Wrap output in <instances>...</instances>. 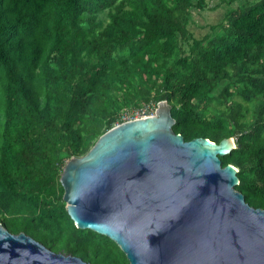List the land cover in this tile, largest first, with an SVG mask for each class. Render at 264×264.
Returning a JSON list of instances; mask_svg holds the SVG:
<instances>
[{
  "label": "trees",
  "instance_id": "1",
  "mask_svg": "<svg viewBox=\"0 0 264 264\" xmlns=\"http://www.w3.org/2000/svg\"><path fill=\"white\" fill-rule=\"evenodd\" d=\"M222 4L218 29L197 38L193 10L209 0H0L5 227L93 264H131L109 236L76 226L60 177L125 112L162 100L186 140L235 138L222 164L264 208V0Z\"/></svg>",
  "mask_w": 264,
  "mask_h": 264
},
{
  "label": "water",
  "instance_id": "2",
  "mask_svg": "<svg viewBox=\"0 0 264 264\" xmlns=\"http://www.w3.org/2000/svg\"><path fill=\"white\" fill-rule=\"evenodd\" d=\"M171 106L116 124L64 165L76 226L109 236L131 264H264V208L236 189L221 156L237 147L175 132ZM0 264H93L0 222Z\"/></svg>",
  "mask_w": 264,
  "mask_h": 264
},
{
  "label": "rangeland",
  "instance_id": "3",
  "mask_svg": "<svg viewBox=\"0 0 264 264\" xmlns=\"http://www.w3.org/2000/svg\"><path fill=\"white\" fill-rule=\"evenodd\" d=\"M217 3L218 0H209V6L206 8L193 10L189 27L195 37L201 38L205 34L217 30L219 24L224 20L228 6L226 4L217 6Z\"/></svg>",
  "mask_w": 264,
  "mask_h": 264
},
{
  "label": "built area",
  "instance_id": "4",
  "mask_svg": "<svg viewBox=\"0 0 264 264\" xmlns=\"http://www.w3.org/2000/svg\"><path fill=\"white\" fill-rule=\"evenodd\" d=\"M156 109H157V106H155V105H144L141 108H139L138 110H135L133 113L129 112V111L125 112L123 115V118L125 119V121H127V120H131L134 118H140V117H146V116L154 115Z\"/></svg>",
  "mask_w": 264,
  "mask_h": 264
}]
</instances>
